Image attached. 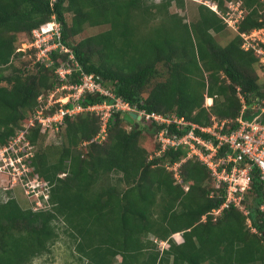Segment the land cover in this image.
Wrapping results in <instances>:
<instances>
[{
  "label": "trees",
  "instance_id": "obj_1",
  "mask_svg": "<svg viewBox=\"0 0 264 264\" xmlns=\"http://www.w3.org/2000/svg\"><path fill=\"white\" fill-rule=\"evenodd\" d=\"M210 1L224 11L227 0ZM182 2L0 0V146L27 121L38 106L37 96L60 84L54 73L59 65L70 67V83L79 82V71L92 73L114 96L145 112L172 113L198 125L227 120L224 129L230 130L240 109L238 89L247 104L244 117L258 116L248 108L254 97H264L252 66L257 58L240 47L236 33L222 46L215 41L211 32H220L225 23L205 4L197 5L193 21L168 12L172 3ZM240 2L246 12L237 22L238 32L264 25V0ZM65 13H71L69 22ZM51 18L78 69L66 51L51 50V63L45 66L27 49L33 71L4 73L12 67V56L21 54L15 51L16 33L29 39L31 29ZM84 24L107 28L73 43L70 38ZM206 98H211L209 106ZM103 100L111 101L83 92L77 102L86 106ZM55 108L56 103L44 113ZM123 114L110 113L100 142L93 139L99 128L95 114L64 115L56 132L60 143L46 151L35 148L24 160L29 176L48 181L50 206L32 210L13 197L0 201V264H28L49 252L58 220L83 264H264L263 214L258 209L264 182L257 171L251 169L249 187L242 193L246 213L229 205L213 216L223 189L214 187L207 167L187 156L184 145L159 151L155 135L164 126L152 121L135 126ZM187 129L170 124L167 134L179 137ZM144 133L154 136L152 155L140 144ZM24 137L35 146L44 135L34 124ZM49 152L55 154L51 161ZM174 162H180L178 180L166 167ZM158 241L165 242L162 248Z\"/></svg>",
  "mask_w": 264,
  "mask_h": 264
},
{
  "label": "built area",
  "instance_id": "obj_2",
  "mask_svg": "<svg viewBox=\"0 0 264 264\" xmlns=\"http://www.w3.org/2000/svg\"><path fill=\"white\" fill-rule=\"evenodd\" d=\"M211 7L227 26L233 29L237 28V22L242 18L244 12L240 0L229 1L224 16L216 11L215 6L211 5ZM261 12H264V4ZM237 34L240 37V47L255 55L264 73V25L251 28L248 31H237ZM25 48L33 49L34 60L45 66L51 63L48 54L51 50L66 51L67 57L77 68L71 52L59 41V24L53 18L31 29L30 38L20 50L24 51ZM54 73L60 84L54 88L52 93H49L47 99H41L42 94L37 96L38 106L28 116L27 121L21 124V128L13 136L8 138L6 144L0 146V172L9 178L11 184L18 181L17 184L22 185L32 210L44 209L47 205L49 183L39 179L36 175L29 176L30 167L24 160L32 156L35 146L24 137L27 128L36 124L40 134L56 133L64 115L71 116L88 111L98 117L99 128L93 139L100 142L105 138L106 123L110 113L119 110L121 113L135 112L142 118V122L152 121L164 126L155 135L159 151L168 147L175 148L184 145L188 149L187 156H195L207 167L214 180V187L223 189L222 203L210 212L213 216L229 205L236 207L244 214L246 213L241 200L243 191L249 187L252 168L257 171L259 179L264 182V97H254L248 106L249 109L256 111L258 116L246 118L244 117V111L247 108L245 98L236 89L240 109L233 120L235 127L225 130L224 125L228 123L227 120L213 119L207 125H198L172 113L145 112L135 109L102 87L92 73L79 71L78 83L69 82L67 75L70 73V67L59 65L54 69ZM59 89H65L66 93L53 99L51 97L53 92ZM83 92L99 93L111 101L103 100L83 106L77 102ZM53 103L58 104L57 108L52 113L45 114L44 111ZM170 124L175 128L188 126V129L179 137L168 135L167 126ZM196 131L206 134L208 138H203ZM179 163L166 164L167 169L172 171L173 177L177 180L179 179L177 170ZM262 193L264 195V187ZM258 209L263 214L264 229V202L258 205ZM203 218L204 216H202ZM246 221L248 222V219ZM153 241L156 242L155 239ZM157 244L162 248L165 242L158 241Z\"/></svg>",
  "mask_w": 264,
  "mask_h": 264
},
{
  "label": "rangeland",
  "instance_id": "obj_3",
  "mask_svg": "<svg viewBox=\"0 0 264 264\" xmlns=\"http://www.w3.org/2000/svg\"><path fill=\"white\" fill-rule=\"evenodd\" d=\"M160 0H144L146 5H150L151 3H159ZM229 1H236V0H227L224 2L226 5ZM199 3L205 4L208 8L212 9L211 5L215 6V3L210 0H183L181 6H177L175 4H171L168 7V12H176L177 15H179L182 20L185 21H193L197 18V5ZM241 7L244 9L243 14L246 12V9L241 5ZM216 8V7H215ZM227 10V7L225 6L224 11H218L221 15L224 16L225 11ZM71 13H65V19L67 22L70 20ZM223 21V20H222ZM107 28V25H97V26H89L87 24H84L82 26V29L79 33L75 34L70 39L73 41V43H76L81 38L96 34L104 29ZM237 34V28L233 29L225 23V27L223 30H221L218 33H212L213 38L219 45H224L226 42L234 35ZM28 41L27 36L24 32H18L15 35V51L19 50L21 54L12 56V60L10 61V65L12 67L6 68L4 70V73H9L13 68L16 69H23L24 72H32V66L31 62L33 61V55L31 53H28L27 49L25 48L24 51L20 50L24 47L25 43ZM254 72L256 74V83L260 85L261 90L264 88V73L263 69L261 68L259 62L253 63ZM54 89H51L47 91L45 94L43 93L41 96V99L45 100L47 99V96L49 93L53 91ZM264 91V90H263ZM66 93L65 89H59L57 91L53 92V95L51 96L53 99L63 95ZM49 97V96H48ZM211 103V98L204 99L205 106H209ZM55 104V103H53ZM52 104V105H53ZM57 104V103H56ZM51 105V106H52ZM58 106V104H57ZM215 119V118H214ZM216 120V119H215ZM126 129H128L127 125H124ZM58 134V133H57ZM54 133H49L47 135L43 134L44 137L41 140H38L37 143H35V148L38 150L46 151L47 148H50L52 146H57L60 143V137ZM87 143V142H84ZM140 144L145 145L148 149L149 155L153 154L154 149V136L150 135L148 133H144L142 137L140 138ZM82 147L85 149L88 147V144H81ZM55 154L52 152H49L47 155L48 161H51L54 159ZM112 176V175H111ZM40 179V178H39ZM115 179L114 176H112L111 181L113 182ZM18 181H16L15 184H11L9 178L4 174L0 172V201H4L7 199V197H13L15 201L21 206L22 208H31L29 201V198H27L26 194L24 193V189L21 184H17ZM2 187H6L5 189ZM122 187L121 185H118V189ZM48 201V198H47ZM49 201L47 202V205L44 209L49 208ZM57 225V238L53 242L51 246H49L50 251L49 252H42L40 255L34 257L28 264H83V261H78L75 255V252L73 250V242L71 240V237L68 235L67 232H64L63 226L64 224L58 220L55 221ZM247 225V222H245ZM65 227V226H64ZM174 237L178 238L176 234L173 235ZM172 236V237H173Z\"/></svg>",
  "mask_w": 264,
  "mask_h": 264
},
{
  "label": "water",
  "instance_id": "obj_4",
  "mask_svg": "<svg viewBox=\"0 0 264 264\" xmlns=\"http://www.w3.org/2000/svg\"><path fill=\"white\" fill-rule=\"evenodd\" d=\"M123 119L130 124H134L135 126L138 123H142V118L137 115L135 112L129 111L123 114Z\"/></svg>",
  "mask_w": 264,
  "mask_h": 264
},
{
  "label": "bare ground",
  "instance_id": "obj_5",
  "mask_svg": "<svg viewBox=\"0 0 264 264\" xmlns=\"http://www.w3.org/2000/svg\"><path fill=\"white\" fill-rule=\"evenodd\" d=\"M207 99H209V100H210V98H207Z\"/></svg>",
  "mask_w": 264,
  "mask_h": 264
}]
</instances>
